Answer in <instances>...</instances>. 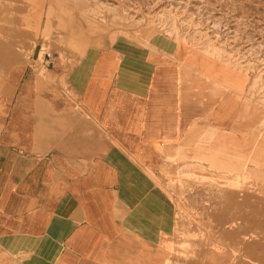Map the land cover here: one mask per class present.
I'll return each instance as SVG.
<instances>
[{
	"label": "crops",
	"instance_id": "obj_1",
	"mask_svg": "<svg viewBox=\"0 0 264 264\" xmlns=\"http://www.w3.org/2000/svg\"><path fill=\"white\" fill-rule=\"evenodd\" d=\"M59 1L80 15L53 1L44 33L61 11L85 54L68 56L73 67L58 57L38 64L44 44L25 60L0 36V264H166L175 243L157 245L171 227V204L147 174L177 194L216 185L218 223L227 208L241 216L242 193L227 183L250 179L245 167L264 166V149L252 158L230 153L239 148L227 128L242 116L241 101L250 111L254 94L184 43L119 39L94 49L108 28L86 21L80 0ZM41 2L33 0L27 20L37 27ZM199 123L209 124L203 136L178 146ZM179 163L183 170L171 176L168 168Z\"/></svg>",
	"mask_w": 264,
	"mask_h": 264
},
{
	"label": "rangeland",
	"instance_id": "obj_2",
	"mask_svg": "<svg viewBox=\"0 0 264 264\" xmlns=\"http://www.w3.org/2000/svg\"><path fill=\"white\" fill-rule=\"evenodd\" d=\"M53 1L69 6L65 1L42 0L39 7L42 17L37 27L34 22L27 23L35 13L33 0H0V36L7 37L9 47L17 50L25 60L34 55L36 45L44 44L46 52L54 54L58 62L69 69L75 62L68 56L85 54L72 41L69 26L57 17L63 16L61 11L53 16L51 32L45 35ZM80 1L86 7V21L108 28L104 38H99V42L97 38L94 40V49L112 46L119 39L142 47H146L142 39L160 41L170 48L177 45L178 49L187 44L194 54L208 57L217 67L227 68V74L240 80L242 86L254 94L250 111H246V103L241 101L242 116L227 128L235 131L239 148L230 153L252 158L258 147L264 149V124L261 122L264 119V0ZM69 8L75 16L80 15L78 9ZM113 34H117L115 41L109 38ZM162 51L168 52V48L162 47ZM46 61L44 54L38 64L47 65ZM195 128L194 133L184 136L177 145H192L193 140L203 136L209 124L199 123ZM163 163L161 158L160 165ZM172 165L175 167L167 171L176 177L183 170L182 163ZM161 169L159 166L155 173L166 182ZM245 170L252 172L250 179L244 177L227 183L242 193L241 216L234 212L230 216V208H227V221L223 223H218L213 215L214 207L221 201L218 186L188 185L177 194L166 188L164 182L147 174L171 204V227L161 231L157 245L160 249L163 241L175 243L169 248L166 264H260L255 254L257 246L264 244V166L249 163ZM204 173L224 175L214 169ZM180 221L184 223L177 232Z\"/></svg>",
	"mask_w": 264,
	"mask_h": 264
},
{
	"label": "bare ground",
	"instance_id": "obj_3",
	"mask_svg": "<svg viewBox=\"0 0 264 264\" xmlns=\"http://www.w3.org/2000/svg\"><path fill=\"white\" fill-rule=\"evenodd\" d=\"M255 260L260 263L264 264V244H260L257 246V252L255 254Z\"/></svg>",
	"mask_w": 264,
	"mask_h": 264
},
{
	"label": "built area",
	"instance_id": "obj_4",
	"mask_svg": "<svg viewBox=\"0 0 264 264\" xmlns=\"http://www.w3.org/2000/svg\"><path fill=\"white\" fill-rule=\"evenodd\" d=\"M45 58L47 59V64H52L53 61L56 59L52 53H46Z\"/></svg>",
	"mask_w": 264,
	"mask_h": 264
},
{
	"label": "water",
	"instance_id": "obj_5",
	"mask_svg": "<svg viewBox=\"0 0 264 264\" xmlns=\"http://www.w3.org/2000/svg\"><path fill=\"white\" fill-rule=\"evenodd\" d=\"M36 58H37V54H36Z\"/></svg>",
	"mask_w": 264,
	"mask_h": 264
}]
</instances>
